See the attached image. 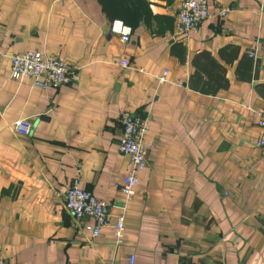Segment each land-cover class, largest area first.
I'll return each instance as SVG.
<instances>
[{"label":"crops","instance_id":"obj_1","mask_svg":"<svg viewBox=\"0 0 264 264\" xmlns=\"http://www.w3.org/2000/svg\"><path fill=\"white\" fill-rule=\"evenodd\" d=\"M144 1L150 14L129 25L122 43L99 0H0L7 264H129L132 256L133 264H264V154L256 147L264 0H207L211 17L189 35L176 34L181 0ZM24 51L68 59L79 81L47 90L14 81L11 58ZM222 76L227 87L200 90ZM127 112L149 120L145 139L153 144L129 202L118 188L129 171L118 146ZM17 121L30 123L31 133L17 132ZM78 175L83 189L110 205L98 237L83 228L92 219L79 222L65 208Z\"/></svg>","mask_w":264,"mask_h":264},{"label":"built area","instance_id":"obj_2","mask_svg":"<svg viewBox=\"0 0 264 264\" xmlns=\"http://www.w3.org/2000/svg\"><path fill=\"white\" fill-rule=\"evenodd\" d=\"M228 10H222L220 15L225 17ZM211 17L207 0H181L179 12L176 16L175 29L177 35H189L199 29L202 23ZM111 32L120 37L122 43H128L132 35V28L124 22L116 20L111 24ZM254 53H251L253 55ZM120 65L130 68V62L123 59ZM168 71H165L161 81H165ZM11 79L14 81H30L33 87L40 90L58 89L68 83L79 81V70L72 66L68 59L52 53L40 51H24L14 54L11 58ZM122 134L118 143L120 152L129 159V171L122 179L118 188L126 202L135 197L140 186L139 175L147 168V157L153 148L151 142L146 141L149 132V120L139 114L123 113L120 118ZM258 126L260 136L256 147L264 154V113L259 115ZM17 132L28 135L32 126L27 121L15 123ZM66 210L79 222L92 219L94 224H84L83 228L93 237L101 235V230L111 221L110 205L99 200L92 193L81 187L80 175L73 179L66 192ZM124 216L114 221V235L118 244L124 239ZM135 257L128 259L133 264ZM0 264H7L0 254Z\"/></svg>","mask_w":264,"mask_h":264},{"label":"trees","instance_id":"obj_3","mask_svg":"<svg viewBox=\"0 0 264 264\" xmlns=\"http://www.w3.org/2000/svg\"><path fill=\"white\" fill-rule=\"evenodd\" d=\"M99 2L103 6L104 11L107 13L112 23L116 19H119L129 26L133 22H139L144 15H148V13L150 14L148 6L145 4L144 0H99ZM204 57L208 59L210 58V56ZM230 63H233V61H230ZM195 65L198 68L202 67L198 64ZM227 86L228 81L225 80L223 76L219 81L212 79L211 77L208 83H205L200 87V90L204 93H215L218 88H225Z\"/></svg>","mask_w":264,"mask_h":264}]
</instances>
